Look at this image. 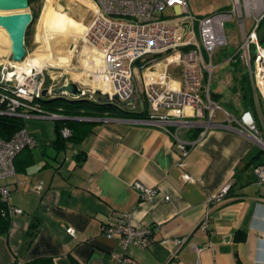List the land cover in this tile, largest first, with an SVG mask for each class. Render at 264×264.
<instances>
[{
    "label": "crops",
    "instance_id": "1",
    "mask_svg": "<svg viewBox=\"0 0 264 264\" xmlns=\"http://www.w3.org/2000/svg\"><path fill=\"white\" fill-rule=\"evenodd\" d=\"M48 1L81 27L91 25L92 0ZM84 57L83 51L77 62L87 67ZM215 57L213 73L218 51ZM211 85L212 78L210 93L218 103V82ZM130 112L137 115L105 111L84 118L90 130L59 151L49 145L54 128L53 138L43 143L24 125L37 146L17 156L15 177L3 182L12 190L10 204L22 214L0 236V264L41 258L53 264H118L112 255L122 253L134 264H264V184L254 172L264 165V147L241 130H206L201 124L207 115L183 118L186 126L168 122L163 127L145 121L147 107ZM215 116L223 119L221 112ZM257 124L264 132L259 120ZM177 140L189 149L182 167ZM182 173L192 181L184 182ZM136 181L156 189L153 200L139 199L132 185ZM226 184V196L216 205L209 203ZM208 212L209 227L202 233L197 226ZM112 214H129L133 226L151 227L154 242L123 252L116 239L102 232ZM175 240L184 242L177 247Z\"/></svg>",
    "mask_w": 264,
    "mask_h": 264
},
{
    "label": "built area",
    "instance_id": "2",
    "mask_svg": "<svg viewBox=\"0 0 264 264\" xmlns=\"http://www.w3.org/2000/svg\"><path fill=\"white\" fill-rule=\"evenodd\" d=\"M92 2L94 18L81 39V50L90 48L100 56L99 64H87L86 79L90 90H99L116 96L122 102L131 103L135 93L133 80H138L147 103L146 122L163 127L168 122L186 126L188 123L181 121L183 118H203L207 115V121L201 124L206 130H241L264 147V132L257 124L259 120L264 126V114L260 107L264 106V42L257 34L264 20V0H229L228 8L202 17L190 12L187 0ZM168 10L171 13L166 15ZM245 19L251 21L248 30ZM229 22L236 23L241 33L237 46L238 61L248 70L255 108L254 112L243 110L238 116L215 102L210 93L216 67L215 53L228 46L225 26ZM84 58L87 63L91 62L88 57ZM20 63L0 60V115L24 119H63L42 109L38 101L43 97L44 88L52 89L60 85L53 83L55 77L50 76L52 82L46 85L45 67L26 70ZM170 67L179 68L178 80L169 76ZM77 84L83 88L80 81ZM217 111L223 114L222 120L215 118ZM62 135L68 137L69 130L64 128ZM36 146L34 136L25 129L9 140L0 138V196L4 202H9L12 190L3 182L15 177V157L21 151ZM177 148L180 151L178 166L182 167L189 149L187 144L178 140ZM254 172L258 183L264 184V165L256 166ZM181 177L184 182L192 181L186 173H182ZM132 185L140 200L151 201L157 195L156 189L138 181ZM228 189L226 184L218 194L209 198V203L216 205L226 196ZM11 210L16 216L22 214L19 208ZM209 223L208 212L201 218L197 229L206 233ZM67 232L75 236L74 229L68 228ZM102 232L106 238L116 239L123 252L131 246L146 248L155 240L154 230L148 226H133L129 214H112L102 225ZM183 242L175 240L177 247ZM112 257L118 264H134L133 259L124 253L113 254Z\"/></svg>",
    "mask_w": 264,
    "mask_h": 264
},
{
    "label": "rangeland",
    "instance_id": "3",
    "mask_svg": "<svg viewBox=\"0 0 264 264\" xmlns=\"http://www.w3.org/2000/svg\"><path fill=\"white\" fill-rule=\"evenodd\" d=\"M187 2L190 12L198 17L205 16L210 12L222 10L229 6V0H187ZM55 6H57V3H55L54 6H51V3L48 0H35L32 7H29L28 11L30 13L34 12L35 16L32 25L29 27L27 43L25 42L24 45L28 52V55H26L25 58L28 57L41 60L44 55L49 56L53 61H58V64L53 67L48 66L47 64H42L43 67H45V69H43V74L45 81H48L47 84L52 82L49 80L50 76H52L55 77V80H53L54 84L59 83L62 85L64 81L75 83L80 81L82 87L89 90L90 86L87 84L88 80L86 79V68H88V66H82L80 62H77L78 55L81 56L83 51L86 52L85 56L91 61L86 64L91 66L93 63L96 65L99 64L100 58L95 54L94 51L96 50H90V48H88V50H81V39L85 28L69 18L65 13L57 11ZM170 13L169 10L166 11V15H169ZM44 17L49 18L50 21L44 20ZM63 17L66 24H62L61 20ZM244 22L246 29L248 30L251 21L245 19ZM47 23H50V26L46 32L45 27L48 26L46 25ZM56 27L58 28L56 29ZM55 32L58 34L54 39ZM262 32H264V24H262L261 30L260 32L258 31L257 34H261ZM225 33L228 39V46L218 50V66L213 73L211 87H213V84H215L216 81L218 82V93L221 94L218 103L222 107H225L228 112L238 116L243 111V105L239 97V91L234 92L230 88L233 87L235 80L239 81L244 78L246 83H248V70L241 61H238L237 46L241 40V33L237 24L234 22L227 23L225 26ZM0 40L5 41L2 38V34H0ZM63 57L65 61L62 62L60 58ZM0 60H12L9 46H6V49L0 54ZM230 68L233 70H230ZM168 72L169 76L172 78H180L178 67H170ZM133 82L135 93L131 102L132 104L125 107L128 111L140 110L147 107L145 97L141 92V82L138 80H133ZM63 97H66L69 100L82 99V96L74 95H66ZM87 97L89 96L87 95ZM91 100L97 102L93 97H91ZM109 102L113 103V101ZM53 104L55 106L58 103L54 102ZM56 107L59 108V106ZM260 107L262 114H264V106L261 105ZM254 110L255 108H253L252 111ZM219 116L220 112H218V118ZM56 122V120L52 119H24L25 128L31 132L35 131V133L41 137V142L44 141L43 143H45L47 139L53 138V128Z\"/></svg>",
    "mask_w": 264,
    "mask_h": 264
},
{
    "label": "trees",
    "instance_id": "4",
    "mask_svg": "<svg viewBox=\"0 0 264 264\" xmlns=\"http://www.w3.org/2000/svg\"><path fill=\"white\" fill-rule=\"evenodd\" d=\"M35 0H28L29 7H32V4ZM33 16L34 12L32 13ZM262 24H264V20H262L260 24L261 30ZM29 28L26 31L25 42L27 43ZM259 39L264 42V32L261 34L258 33ZM234 81V80H233ZM48 83V81H47ZM47 85V84H46ZM232 91H239V97L241 99V103L243 105V110H249L252 112L254 108V98L253 92L250 87V83H246V80L241 79L239 81H234ZM87 95L82 96L80 100H69L63 96H54L51 98L48 96L42 97L39 99V104L42 109L53 112L59 116H62L63 119L57 120L54 129H55V139L49 141V145L54 148L55 151H59L67 147V145L73 144L81 140L86 133L90 130L88 127L87 121H81L84 118H92V116H100L105 111H113L115 114L121 116H136L137 114L131 113L126 108H122L117 102L113 101L110 103L109 101L105 103H98L91 100V96L87 97ZM54 102L58 103L54 106ZM131 105V104H130ZM56 106H59L57 108ZM230 107V106H229ZM231 108V107H230ZM65 117V118H64ZM66 128L69 130L70 135L68 137H64L62 135V130ZM25 129L24 128V118L14 117V116H6L0 115V138L3 140H9L15 133L18 131ZM26 130V129H25ZM27 131V130H26ZM32 150V149H25ZM23 150V151H25ZM21 151L20 153H22ZM20 153L17 155L19 156ZM15 157V159L17 158ZM14 159V168L15 173L17 171ZM11 208H15L10 202H4L0 196V236L7 235L12 226V222L16 215L12 213ZM29 264H53V262L49 258H41Z\"/></svg>",
    "mask_w": 264,
    "mask_h": 264
},
{
    "label": "water",
    "instance_id": "5",
    "mask_svg": "<svg viewBox=\"0 0 264 264\" xmlns=\"http://www.w3.org/2000/svg\"><path fill=\"white\" fill-rule=\"evenodd\" d=\"M28 0H0V11H25L19 14L1 15L0 28L4 29L11 41V55L12 61L21 62L26 56L25 49V34L27 29L32 25L34 16L28 11ZM84 96L88 95L93 97L98 103H105L107 101L117 102L123 109L130 105L129 101H120L116 96H109L103 94L99 90H88L80 88L75 82L64 81L60 86L52 89L44 88L42 96Z\"/></svg>",
    "mask_w": 264,
    "mask_h": 264
},
{
    "label": "bare ground",
    "instance_id": "6",
    "mask_svg": "<svg viewBox=\"0 0 264 264\" xmlns=\"http://www.w3.org/2000/svg\"><path fill=\"white\" fill-rule=\"evenodd\" d=\"M22 12H25V11H0V16L1 15L6 16V15H12V14H19V13H22ZM0 34H2L3 40H5V41L0 40V54H1L4 51V49H6V46H9V50H10L11 41H10V38H9L7 32L4 29L0 28ZM57 34L58 33H56L54 35L55 36V37H53L54 39L57 37ZM99 58H100V56H99ZM60 59H61L62 62L65 61L64 60V57L63 58H60ZM57 62H58L57 60H54L53 61L52 58H49V56H44L43 55L42 58H41V60L40 59H33V58H28L27 57L23 62L20 63L21 65L20 64L19 65L20 66H24V68L26 70L28 68L42 69L43 68V65L42 64H47L48 66H52L53 67V66H55V65L58 64ZM76 77H78V76H76Z\"/></svg>",
    "mask_w": 264,
    "mask_h": 264
}]
</instances>
